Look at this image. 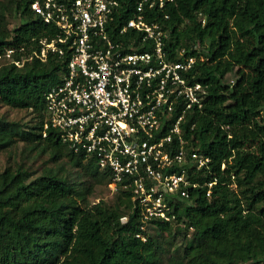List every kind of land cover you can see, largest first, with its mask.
I'll use <instances>...</instances> for the list:
<instances>
[{"label": "trees", "instance_id": "obj_1", "mask_svg": "<svg viewBox=\"0 0 264 264\" xmlns=\"http://www.w3.org/2000/svg\"><path fill=\"white\" fill-rule=\"evenodd\" d=\"M136 1L119 0L107 28L114 39L134 38L138 45L142 31L118 33ZM142 13L163 30L168 58L195 57L186 74L206 92L201 109L187 112L181 127L187 145L209 157L207 167L188 170L198 185L172 201L175 218L146 222L161 231L181 223L174 264H264V0H163L145 3ZM15 14L22 22L10 29L7 18ZM58 33L29 0L0 1V56L11 49V61L0 64V101L36 117L27 130L0 117V150L23 138L39 152L48 150L51 161L67 157L78 175H109L44 127V96L60 81L69 52L48 50L44 59L36 53L40 39ZM196 43L206 47L205 57ZM233 70L235 80L226 83ZM29 174L22 166L0 169V264H160L163 246L141 227L146 222L130 187L119 188L113 203L88 204L60 168Z\"/></svg>", "mask_w": 264, "mask_h": 264}, {"label": "built area", "instance_id": "obj_2", "mask_svg": "<svg viewBox=\"0 0 264 264\" xmlns=\"http://www.w3.org/2000/svg\"><path fill=\"white\" fill-rule=\"evenodd\" d=\"M155 2L163 0H137L118 29L119 34L142 31L136 45L134 38L109 34L119 0H29L33 12L59 31L50 41L40 39L36 55L69 52L60 81L45 93L44 127L56 129L74 152L92 156L108 170L112 191L130 187L145 222L174 219L172 201L187 198L188 187L198 185L188 170L209 161L187 145L181 127L187 112L201 109L206 92L186 74L195 57L168 58L163 30L143 18L144 4Z\"/></svg>", "mask_w": 264, "mask_h": 264}, {"label": "rangeland", "instance_id": "obj_3", "mask_svg": "<svg viewBox=\"0 0 264 264\" xmlns=\"http://www.w3.org/2000/svg\"><path fill=\"white\" fill-rule=\"evenodd\" d=\"M21 22L22 19L17 14L11 15L7 18V26L10 29L14 26H17ZM195 47H197L199 50L201 58L205 57L206 47L204 45H198L197 43ZM10 53L11 52L8 50L4 55L0 56V64L11 61ZM15 65L16 68L20 69L22 66V61L15 63ZM235 77L236 74L233 70L227 73L224 81L229 84L233 83ZM0 117H4L7 120L15 121L21 124V127L24 130H27L29 128L28 126L31 125L36 119L31 110L11 107L1 101ZM6 166H22L23 168L31 171V174H29L30 177L40 174L44 167L52 166L54 169L60 168V172L67 174L69 179H71L74 188L82 189L83 198L79 197V200L88 204L98 201H103L108 204L113 203L119 191V189L112 191L109 185V175H103V172L98 178H94L86 174L78 175L79 168L73 166L67 157L63 156L56 161H51L50 152L48 150L39 152L36 149L31 148V145L28 143V141L23 138H18L11 146L0 150V169H4ZM86 186L89 187L88 190L86 189ZM232 186L235 185L233 184ZM181 227L182 226L180 222L172 221V227L170 230L161 231L155 225L148 222L145 223V231L151 236L157 237L163 246L160 254V264H174L170 254L174 252L175 247L183 242V233ZM190 232L191 229H189V233Z\"/></svg>", "mask_w": 264, "mask_h": 264}]
</instances>
